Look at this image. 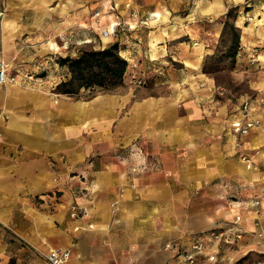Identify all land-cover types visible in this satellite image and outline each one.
Masks as SVG:
<instances>
[{"label":"crops","instance_id":"obj_1","mask_svg":"<svg viewBox=\"0 0 264 264\" xmlns=\"http://www.w3.org/2000/svg\"><path fill=\"white\" fill-rule=\"evenodd\" d=\"M2 1L0 59L15 80L0 87V264H48L54 249L65 264H181L195 242L214 264H264V108L234 135L243 97L202 71L223 22L201 20L243 0L201 7L190 25L189 0ZM247 6L233 73L251 71L264 97V0ZM111 44L121 89L55 91L70 78L60 58ZM211 230L241 237L226 245Z\"/></svg>","mask_w":264,"mask_h":264},{"label":"trees","instance_id":"obj_2","mask_svg":"<svg viewBox=\"0 0 264 264\" xmlns=\"http://www.w3.org/2000/svg\"><path fill=\"white\" fill-rule=\"evenodd\" d=\"M235 9L236 6L228 9L223 23V31L228 27L232 33L226 50L227 57L232 63L240 38L239 29L234 24L235 14L233 22H229ZM59 65L67 67L70 78L56 86L55 91L58 93L73 95L81 88H97L98 91L109 93L114 92L122 84L126 61L120 56L117 44H111L103 49L82 48L75 58L68 56L60 58Z\"/></svg>","mask_w":264,"mask_h":264},{"label":"rangeland","instance_id":"obj_3","mask_svg":"<svg viewBox=\"0 0 264 264\" xmlns=\"http://www.w3.org/2000/svg\"><path fill=\"white\" fill-rule=\"evenodd\" d=\"M221 1L223 0H189V25L191 24L192 21L194 22L200 18L199 13L202 11L201 7H204L203 11L207 12V14L205 15H208V16L213 15L212 14L213 7H217L219 5L220 8L223 9ZM224 4L225 6L227 5V3H224ZM247 4H249V0H243L239 5H237L235 11L232 13V17L229 18V22H233V19H232L233 14H235L236 17L234 19V24L238 16H246L247 21L244 26H247V24L250 25L251 21L255 20V17H253L252 20L247 17L249 15V13L247 12V10L249 9ZM227 11L223 15H219L216 18L215 16H212L211 18H208V19L204 18L201 20V23H204L207 25H212L213 22H223L224 23L226 19L225 16H226ZM209 20L211 21L208 22ZM243 29L244 28L239 29V33H240L239 45H240L241 34H242ZM231 35L232 33L229 31L228 27L224 31L222 29L219 38L216 41H214L212 45H210V48L214 51V54L212 55V57L210 56V57L205 58L203 62V68H202L203 73L211 76L215 80V83L218 86H220V88L218 87L216 89V91L219 94H222L224 96H228L231 98L254 97V98L264 99V97H259L256 94H253L249 87V80L252 74L251 71H245L243 73H239L238 78H235L234 73H233L235 58H234V63H232L231 59L227 57V53H226L227 47L229 45L228 41L231 38ZM103 43H106V42L104 41ZM99 45L100 46L102 45V42L100 40H99ZM82 48L86 49L88 47L83 46ZM208 72H211V73H208ZM118 89H121V85L116 90ZM239 262H242V261H239ZM251 262L252 261H247L246 263H243V264H251ZM237 263L238 262H236L235 264Z\"/></svg>","mask_w":264,"mask_h":264},{"label":"built area","instance_id":"obj_4","mask_svg":"<svg viewBox=\"0 0 264 264\" xmlns=\"http://www.w3.org/2000/svg\"><path fill=\"white\" fill-rule=\"evenodd\" d=\"M5 15V5L2 0H0V21L4 18ZM102 17V13L99 11H94L91 18L96 24L98 19ZM134 14H130V18H133ZM122 26L121 21H115L106 29L100 30V35L102 37H108L113 35L118 28ZM128 28L129 26L127 24ZM8 67L6 63L0 59V87L5 85L7 82H13L14 77L7 76ZM264 108V99L263 98H254V97H244L240 100L236 116L229 121V127L232 130L233 134L236 136H245L253 127L258 126L259 120L254 118V113L257 108ZM2 136L0 134V140ZM136 169H132L135 171ZM73 211L76 209L75 206L71 208ZM236 221L239 220V217L235 218ZM90 227V226H89ZM209 237L222 241L226 245H234L235 241L241 237L239 232H230L226 231H209ZM70 253L67 249H54L46 254V260L48 264H65L69 259ZM204 259L206 264H214L217 260V257L214 253H205V248L201 242H195L189 250L182 253V263L181 264H200L199 260Z\"/></svg>","mask_w":264,"mask_h":264}]
</instances>
